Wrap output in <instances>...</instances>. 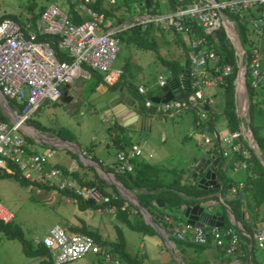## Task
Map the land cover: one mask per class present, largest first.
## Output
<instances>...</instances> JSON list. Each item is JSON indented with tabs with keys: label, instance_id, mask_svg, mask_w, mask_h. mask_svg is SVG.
<instances>
[{
	"label": "built area",
	"instance_id": "built-area-1",
	"mask_svg": "<svg viewBox=\"0 0 264 264\" xmlns=\"http://www.w3.org/2000/svg\"><path fill=\"white\" fill-rule=\"evenodd\" d=\"M66 1L72 5L74 17L84 20L74 22L68 12H63L53 4L45 8L34 23L28 18L22 23L8 18L0 21V94L8 102L14 100L22 106L19 113L11 107L17 115L14 124L0 120V169L7 170L6 164L10 162L29 182H37L55 191H72L78 198L92 200L97 205L110 202L111 197L95 188L78 186L61 169L47 168L46 156L30 152L31 145L23 138L20 129L21 124L26 123L45 102L56 103L62 97V85H72L80 77L89 78L83 66L102 73L107 83L117 82L123 74L120 69L112 68L119 51L117 35L131 28L173 29L175 33L191 38L189 67L192 69L189 72L191 82L187 99H174L158 104L145 99L143 106L147 110L155 108L157 112L168 116L185 109H193L198 118H205V107L209 106L211 101L204 96L199 85L220 86L231 70L229 66L219 63L205 36H197L191 27L187 26L186 21L189 22L188 25L193 22L199 25L205 35L210 34L223 29L221 15L225 11L236 16L258 36L250 47L244 73L252 90H264V69L260 65L259 53L260 37L264 36V0H206L204 3L177 7L169 13L159 15L142 12L138 8L134 16L116 25H112L103 12L92 8L96 0ZM113 3L114 0L109 1V4ZM253 10L257 11V14L252 15ZM45 36L53 39H40ZM57 52L64 53L67 60L60 61L56 57ZM217 64H220L219 67ZM166 82V76L159 74L158 86L163 88ZM137 93L144 96L145 89L138 86ZM197 126L200 127L199 120ZM240 136L247 143L243 125L240 132L223 133L221 136L217 134L216 137L214 133L218 153L224 160L228 158L229 153L240 152ZM201 138L204 144L211 143L208 137L202 135ZM142 152V148L132 147L126 152L117 153L114 172L132 173V161ZM227 165L228 163L224 162L218 169L225 173ZM245 168L244 162H235L231 166L232 171ZM242 189L243 183L235 184L230 187L228 195L230 198H239L242 196ZM96 211L101 214L109 213L110 207H98ZM180 216L182 217L181 214L162 216L160 225L169 238L189 241L196 245L211 244L224 248L227 255L236 250L240 232L235 228L209 227L207 230L182 222ZM12 220V214L0 205V221L7 224ZM251 241H254L259 249L264 247V226L256 230ZM34 243L42 244L46 248L52 264L75 262L86 255L98 257L106 262L114 261L109 251L96 244L91 237L69 234L59 224L51 226L45 236Z\"/></svg>",
	"mask_w": 264,
	"mask_h": 264
},
{
	"label": "rangeland",
	"instance_id": "rangeland-1",
	"mask_svg": "<svg viewBox=\"0 0 264 264\" xmlns=\"http://www.w3.org/2000/svg\"><path fill=\"white\" fill-rule=\"evenodd\" d=\"M109 1L110 0H104L103 2L105 10L111 12V16H106V19L111 22L112 25H116L117 22L113 20L115 17L125 16L126 10L118 9V5L121 4L123 0H114L115 3L113 4H109ZM205 1L206 0H193L189 2L186 7L192 4H199V2L204 3ZM127 2L129 11H134L132 14L126 16V18H130L137 13L139 4L136 3L135 0H127ZM53 4L63 12L68 11L69 2L66 0H0V18L15 16L17 19L24 22L27 21L28 18L31 22L30 18H32L33 15H37L43 9ZM172 10L167 0H152L148 13L159 15L169 13ZM144 11L146 10H142V12ZM255 14H257V12ZM152 34V41L156 44L157 52L139 48L135 44L126 45L125 43L119 42V51L112 64V68H119L124 72V74H122L124 76L119 85H112L114 87L105 85L108 88L105 98H102L98 93L89 97L87 91L81 93L74 91L73 87L75 86L87 89L92 85L93 80L89 78L80 77L75 80L73 86L68 89H65L64 85H62V97L56 103L45 102L35 114L31 116V121L34 126L36 125L38 127V132H45L48 137H57L63 141L66 138L73 137L74 142L78 146H81V152H84V149L91 148L94 145V154L99 159L105 160L106 162L111 161L117 148L113 146L106 148L105 145L108 142V136L115 132L107 130V125L100 116L102 112L100 103L105 100L109 101L111 98L118 96L120 94V89H129L128 85L136 90L138 86H142L145 89L144 96L138 94L142 97L143 103L145 99H150L146 97L147 91L151 92L153 95L162 97L163 92L161 91L162 88L157 84V77L159 74H166L165 76H167L168 71L158 60L157 54L168 60L177 59L182 62L184 67L185 57L181 54L179 55L180 47L177 43V39L184 40V46H182L181 49L182 54L184 49L190 46L191 40L184 34L179 35L175 33L173 29L155 30V33L152 32ZM251 35V33H248L249 38H251ZM261 40L263 41L264 37ZM259 53L262 58L260 49ZM99 74L103 75L102 73ZM125 81H128L129 84L125 83ZM199 87L211 101L208 106L209 111L205 113L204 119L198 118L195 110L185 109L182 113L175 114L172 118L154 117L148 119L147 124L152 130L151 132H149V129L140 131H134L133 129L124 133L126 138L127 134L130 132L131 141L133 143L143 146L146 151L148 150L152 153L153 161H150L152 164L154 162L157 166L158 163H160L158 162L159 155L154 153H158L159 151L165 154L168 153L170 156L174 155L175 158L173 161L176 163L174 165L183 167L184 163H187L186 160L189 153H192V157L196 160L204 155L203 147L205 144L201 139L202 134L214 140V131L217 132L219 136L229 132L226 119L223 115L224 96L222 87L206 85H199ZM69 96L74 97L75 100L67 102L66 99H68ZM257 98L254 123L261 126V121L263 122L264 120V96L262 92L257 94ZM139 101V99L135 100L138 108L144 110L143 106L139 104ZM197 120L200 121V127H197ZM240 121L243 120L240 119ZM241 124L243 125V123H240V128ZM244 124L246 125L245 122ZM28 125L30 124L28 123ZM60 129H62L61 132ZM163 135H165V141L163 140L164 142H160L159 140ZM150 136L151 139H149ZM25 137L33 143L32 145H36L32 138L28 136ZM32 137L37 141L44 138L42 133H40V136L32 135ZM50 151V160L52 162L70 165L73 158L78 166L81 163L79 157L72 150L53 148L50 149ZM91 155L85 154V158L91 157ZM141 159L149 160L146 154H143ZM183 160H185V162ZM163 165H166V167L169 166L167 164ZM230 169L231 168L228 167V171L224 174L226 178H232L233 180L243 178L240 177L243 175V172L236 174ZM36 190L40 191V193H36ZM52 191V194H50L48 191L32 187H21L12 179L0 178V205L7 212L12 214L13 220L11 223L17 225L22 230L26 240L34 243L35 240L42 239L54 224H59L66 229V225L76 221V219L73 218L74 215L78 218H82L89 226L97 228L100 222V215L98 213L93 212L90 214L89 212H81L76 208H74L73 211L71 200L70 202H66L64 198L60 197L57 191ZM213 201L215 202L214 204L218 206L217 202L215 200ZM261 211H263L264 214V207H262ZM103 218L110 219V216L104 215ZM121 228L126 241V252L130 256L141 258L143 255H146L151 264H183L173 257L170 251L164 246L161 238L157 235L153 237V240L156 241L154 247L149 248L145 245V249H141L139 246L143 243V235L130 231L123 225H121ZM109 233L112 237L115 236L111 227ZM112 237L109 239L112 240ZM206 252L209 254L212 253L214 257L216 256L214 249H207L203 254L197 256L190 254V256H194V260L203 264L202 262L209 261L206 259L208 257ZM255 254L257 259H260L259 263H261V261L264 260L263 250L257 251ZM99 259L100 258L92 255H86L78 261L66 264H126L117 257H113L114 261L111 262ZM0 264H38V261L36 259L26 258L21 251L20 243L17 240H8L0 231Z\"/></svg>",
	"mask_w": 264,
	"mask_h": 264
},
{
	"label": "trees",
	"instance_id": "trees-1",
	"mask_svg": "<svg viewBox=\"0 0 264 264\" xmlns=\"http://www.w3.org/2000/svg\"><path fill=\"white\" fill-rule=\"evenodd\" d=\"M136 3L139 4V8L141 10H146L149 12V8L151 6L152 0H135ZM147 1V3H146ZM172 9L177 7L184 8L186 5L193 1V0H167ZM216 2H221L224 0H215ZM104 0H96L92 5V8L96 11L103 12L105 16H111L110 11H106L103 5ZM118 9H125L126 15L125 16H118L115 17V22H121L126 19V16L132 14L134 11H129L128 9V2L127 0H123L121 4L118 5ZM44 10V9H43ZM42 10V11H43ZM259 10V9H258ZM41 11V12H42ZM40 12V13H41ZM68 15L74 22H81L84 19L75 18V12L73 11L72 5L68 7ZM33 15L30 18L31 22L34 23L36 18L40 15ZM224 16L233 23L234 29L238 36L241 48L243 50V65H246L250 47L253 44V41L248 37V33H250L249 27L238 20V18L232 15L229 12H223ZM113 16V14H112ZM13 19L19 23L23 21L17 19L15 16H8L0 18V21L3 19ZM188 21L186 24L188 27L195 32L197 36H205L208 41L209 47H212L219 63L221 65H227L230 67V73L227 77L224 78L223 83L220 85L223 89V96H224V108H223V115L227 122V127L229 132H240V123L245 124L243 121H240V118L236 114V104H235V78L237 74V56L235 55V49L228 38L227 34L225 33L224 29H219L214 31L210 34H204L202 28L197 25L196 23H191L188 25ZM156 29H145L141 30L140 27L131 28L128 31H123L118 34L119 42L128 44H135L139 48L154 50L157 52L156 44L152 41L153 34L155 33ZM157 31V30H156ZM159 31V29H158ZM52 40V37L45 36L40 37V39ZM190 39V36H188ZM181 43V46H184V43L181 40H178ZM189 51L190 49L186 48L183 51V56L185 60L188 62V86L191 82L189 77L190 67H189ZM56 57L60 61L67 60L64 53L57 52ZM158 60L161 62L163 66L166 67L168 71L166 79V86L174 84L180 85L181 77L184 74V67L181 61L179 60H168L162 58L160 55L157 54ZM83 69L89 74V79L93 80L91 86L96 87L99 83L103 82V75L99 74L97 71H93L85 66ZM124 74V72H123ZM166 75V74H165ZM124 75L120 76V81ZM246 76V75H245ZM247 78V76H246ZM118 81L116 82L119 85ZM128 83V81H125ZM187 86V88H189ZM245 86L247 89V97H248V118H249V126L252 130L254 135L255 144L257 149L260 153L261 158L264 161V133L260 132V126L254 123V115H255V107L257 105L256 101L258 100L257 94L262 92L261 91H254L249 85V81L245 79ZM131 95L133 99H139V104L143 106V99L137 93L136 89H133L130 85H128ZM264 91V90H263ZM258 92V93H257ZM190 90L188 93L184 94L183 97L186 100ZM151 92H146V97L151 98ZM10 106L15 109L18 113L21 111V107L17 104L14 100H9ZM144 108V106H143ZM143 110V109H142ZM145 113L153 112V109H145L143 110ZM209 111L208 110L206 112ZM0 120L3 122H7L6 119L0 114ZM26 123L30 124L32 130H37L38 127L33 125L31 118L26 121ZM201 126V124H200ZM199 127V126H198ZM108 131H113L115 134H110V142L112 143L113 147H116L119 151L124 149V145H128V140L125 138L124 135L121 133L125 132V129L122 128L119 124L114 123L107 129ZM62 129H60V132ZM215 133V132H214ZM59 135V134H57ZM70 136V135H69ZM121 136V138H120ZM217 133H215V137ZM214 137V143L217 147V143ZM23 138L29 143L33 144L27 137L23 136ZM64 140L74 142L73 137L66 138ZM239 144L241 147L240 152L235 153L232 152L234 157L231 159L230 163L232 162H244L246 164V168L244 170L245 179L243 181V189L240 191L242 196L239 198H224L225 195L229 192L230 187H233V182L224 176L225 173L221 172L218 169V166H222L225 160L221 157L219 153H215V156H219L220 161L216 168V175L219 181V186L217 189H209V190H201L197 188L195 180L190 178V175H187L186 179L185 171L184 170H168L169 173L174 176L172 180L165 182L160 173L163 172L161 169L156 167L155 165H150L145 162L139 161H132L133 164V171L132 173H124L119 174L114 172V169L111 167H102L101 168L109 173H113L116 180L119 181L127 190L134 191L135 195L140 203V205L147 210L153 218V221L160 225V221L163 215H170V214H181V210L183 207L188 205H196L199 203H209L215 200L218 204L216 206L213 202L212 206L210 205L211 211L217 210L221 213L223 217L224 226L222 228L233 227L237 230L236 226L231 224L226 219V209H229L232 214L234 215L235 219L241 224L242 229L246 233V235H239V244L236 250L227 255L224 248H219L217 246H213L211 244L206 245H196L189 241H178L173 238H169L171 242L174 244L175 249L179 252L181 257V263L183 264H201L199 261L194 260V256L203 254L207 249H214L216 252L215 259L221 263L228 264L232 260H237L239 264H245L248 257L249 252L250 254V262L252 264H264V260L259 263L260 259L256 257L257 251L264 252V247L259 249L255 242L251 241L254 233L256 230L264 226V214L262 207L264 206V168L254 156L252 150L247 145L246 141L240 136L238 138ZM125 142L124 145L121 143ZM131 146V145H130ZM91 148L84 149V152L88 155L90 153ZM212 151V150H211ZM213 152V151H212ZM73 157V156H72ZM91 159L97 162V159L91 155ZM231 165V164H230ZM81 168L83 166L79 164ZM56 168L61 169L65 174H67L71 179L75 180L79 186H85L90 188H95L99 190L102 194L111 197L110 202L108 204L97 205L92 200H83L78 198L72 191L62 190L57 191L60 196H64L72 201L75 202L76 208L81 212L86 211H96L98 207H110L114 209V214L117 222L120 225H123L128 230L133 231L135 233H139L141 235H156L155 230L148 224H146L143 220V217L139 210H137L134 206L128 204L124 199H122L114 186H109L103 180L96 177L95 179L91 180H83L79 177L78 172H68L65 168L60 166H55ZM231 168V166H229ZM6 169H0V178H9L14 180L19 186L21 187H32L44 191H52L53 188L41 185L37 182H29L23 178V176L18 171L17 167L7 162ZM93 170L91 167L89 168ZM185 179V180H184ZM108 189L110 191H108ZM219 192L220 197L223 198V203H219V198L214 194ZM113 197H116L115 199ZM202 198V199H201ZM204 198V199H203ZM160 200L164 202V207L158 208L157 201ZM152 209L158 211V218L152 211ZM243 211H247L248 218L244 219ZM77 225H66V231L69 234H84L91 237L96 244L105 248L112 257H117L123 260L126 264H143V258L132 257L126 252L125 240L123 237L122 229L120 225H116L115 229V240L114 241H107L102 239L97 229L89 227L83 220L78 219ZM161 226V225H160ZM205 229H209V227H205ZM0 231L4 234V236L8 240H17L21 245V251L23 255L28 259H36L38 264H52L48 251L42 244H35L29 240L24 238L22 230L17 226L13 225L11 222L4 224L0 221ZM238 231V230H237ZM251 241V242H250ZM191 251V252H188ZM193 254L194 256H190ZM208 261L202 262L203 264Z\"/></svg>",
	"mask_w": 264,
	"mask_h": 264
},
{
	"label": "crops",
	"instance_id": "crops-1",
	"mask_svg": "<svg viewBox=\"0 0 264 264\" xmlns=\"http://www.w3.org/2000/svg\"><path fill=\"white\" fill-rule=\"evenodd\" d=\"M257 11H252L251 14L254 15ZM250 33L252 34L251 35V40H256L258 38V36L256 35V33L254 32V30L250 29ZM264 36L260 37V50H261V54H262V58L260 56V65L261 67L264 69V40L262 41L261 39L263 38ZM191 39V38H190ZM181 41L183 42L184 40L181 39ZM180 49H179V55H183L181 53V49H182V46H181V43L180 42H177ZM188 49H189V46H188ZM177 60V59H176ZM187 61V60H185ZM115 69H119V68H115ZM112 80H114V78H112ZM119 80V78L117 79V81ZM116 82V81H115ZM107 83L105 81V76L103 75V82L102 83H99L96 87L93 88V86H89L87 89L85 88H81V87H73L74 91L76 92H88L89 94V97L91 95H94L96 93H98L102 98H105L106 97V94L108 92V88L107 86L105 85H108L109 87H114L115 84L117 83ZM122 82V79L120 81H118V84H120ZM114 85V86H112ZM175 85V84H174ZM72 85H64L65 89H68L69 87H72ZM178 87L181 89L182 86H181V83L180 85H178ZM127 88V87H126ZM176 89V88H175ZM63 91V90H62ZM162 97L159 96V95H151V98L155 97V98H159V99H162L164 97V93H162ZM186 94V93H183V95ZM204 94V93H203ZM262 95L264 96V91L262 90ZM204 96L206 97V95L204 94ZM1 97V96H0ZM150 98V99H151ZM184 98V97H183ZM207 98V97H206ZM74 97H71L69 96L68 99H66L67 102H71V101H74ZM101 118L102 120L106 123L107 125V128L110 127L111 125H113L114 123H117L119 124L122 128L125 129V132L124 133H127L128 130H148L149 129V132H151L152 130L150 129V127L148 126L147 124V121L148 119H151V118H154V117H162V118H165V117H173L175 114H178V113H182L183 111L181 112H178V113H175V114H171V115H168V116H165V115H162L160 112H157V110L155 108H151L153 109L154 111L153 112H150V113H145L141 108H138V105L136 104L135 100L133 99V96L131 95V91L130 89L127 88V90H123V89H120V94L114 98H111L109 101L105 100L104 102H101ZM10 105V104H9ZM11 107V106H10ZM13 110V109H12ZM14 111V110H13ZM133 112L135 114H133ZM0 114L6 119L7 122H11L10 121V118L7 116V113L6 111L4 110V108H2L0 106ZM149 114V115H148ZM13 119V118H12ZM11 119V120H12ZM242 126V124H241ZM132 127H135V128H132ZM198 127V126H197ZM244 127V126H243ZM260 132L261 133H264V120L263 122L261 121V126H260ZM132 128V129H131ZM36 130V129H35ZM38 131V130H37ZM215 132V131H214ZM214 132H213V137H214ZM39 133H42V136H44L46 139L44 140H41L39 139V141H37L36 139V145H31V150L30 152L32 153H39V154H42V155H45L46 156V167L49 168V167H55V166H60L62 168H65L68 172H78L79 174V177L82 178L83 180H93L95 179L96 177H98L99 179L103 180L101 178V176L98 174V172L91 166H88L86 164H84L82 161H81V165L83 166V168H80L73 160L72 158V161H71V164L70 165H62V164H59V163H55V162H52L50 160L51 158V151L50 149H53V148H57V149H60V150H69L71 151L72 149H68V145L66 144V142H70V141H67V140H61L60 138H57V137H48L47 136V133L45 132H39ZM124 133H121V135H124ZM217 133V132H215ZM115 134V133H114ZM126 135V134H125ZM204 135V134H202ZM201 135V136H202ZM205 136V135H204ZM207 137V136H206ZM110 135L108 136V142L106 143L105 147L106 148H109L110 146H112V143L110 142ZM121 138V136H120ZM209 138V137H208ZM126 139L128 140V145H124L125 142L121 143L122 145H124V149L123 150H118L116 151V153L113 155V158L111 159V161L109 162H106L105 160H101L99 159L95 154H94V149L93 147H95L94 145L91 147V150H90V153L93 154V156L97 159V162L96 161H93L91 159V157H88V159L90 161H93L95 162L97 165H99L100 167H111V168H115V156L117 153L119 152H126L127 150L131 149L132 147H138V148H142L143 152L142 154L139 156V157H136L134 158L133 160L135 161H139V162H145V163H148L150 165H155L156 164L153 162V164L150 162V161H153V155L151 152H149L148 150L146 151L145 148H143V146H139L137 145L136 143H133L131 141V137H130V132L127 134V137ZM149 139H151V136L149 137ZM202 139V138H201ZM211 143L209 144H205V146L203 147V152L205 153L206 151H209V150H212V154L215 155V153H218V148L216 147L215 143H214V140H212L211 138H209ZM165 141V135H163L161 137V139L159 140L160 142L161 141ZM163 141V142H164ZM62 143V144H61ZM71 143H74L76 144L75 142H71ZM77 145V144H76ZM131 145V146H130ZM144 145V144H143ZM210 145V146H208ZM33 146V147H32ZM78 146V145H77ZM80 151H81V146H78ZM74 152V150H72ZM83 158H85V152H83ZM156 155H159V159H158V165L156 167H163V168H159L161 169L163 172L160 173V176L162 177V179L165 181V182H168L170 180H172V178L174 176H172L171 173H169L168 170H184L185 171V176L184 178L186 179L187 175H190V169H191V166L196 162V159L193 158L192 156V153H189V157L187 156V163H184V166L183 167H178L174 164H176L173 159L175 158L174 155H168L165 154L164 152H154ZM76 154V153H75ZM145 155L148 157L149 160H142L141 159V156L142 155ZM77 155V154H76ZM181 155V154H180ZM234 157V155L231 153L228 154V158H226V162L228 163V167L229 166H232L233 163L235 162H232L230 163L231 159ZM177 158V157H176ZM185 162V160H183ZM88 163V162H86ZM163 164H167L169 166L166 167V165H163ZM231 164V165H230ZM87 167V168H86ZM92 168L93 170L89 169V168ZM102 169V168H101ZM103 170V169H102ZM231 170V169H230ZM104 171V170H103ZM228 171V169H227ZM232 171V170H231ZM106 172V171H105ZM233 173H239V172H243L240 177H243V178H239V179H236V180H233L232 178H229L233 184H238V183H243L244 181V177H245V173H244V170H237V171H232ZM109 173V172H108ZM184 179V180H185ZM75 181V180H74ZM104 181V180H103ZM76 182V181H75ZM105 182V181H104ZM77 183V182H76ZM106 183V182H105ZM107 184V183H106ZM78 185V184H77ZM233 185V186H234ZM79 186V185H78ZM109 186H112V185H109ZM44 191V190H43ZM110 191V190H108ZM50 192V194H52L53 191H48ZM135 194L134 191H131ZM36 193H40V191L36 190ZM118 193V192H117ZM118 195L120 196V194L118 193ZM215 196H217V198L220 197V195H218V192L214 194ZM62 197V196H60ZM121 197V196H120ZM64 198V200L66 202H70V199L66 198V197H62ZM122 198V197H121ZM226 199H230V196L228 195V193L225 195ZM123 199V198H122ZM126 201V200H125ZM72 207H73V211H74V208H76V205H75V202L72 201ZM127 202V201H126ZM128 203V202H127ZM164 203V202H163ZM219 203H223V198L220 197L219 198ZM129 204V203H128ZM157 204V203H156ZM131 205V204H130ZM165 205V204H164ZM203 205L205 206L206 209H210V205L212 206V203L209 202V203H203ZM158 206V205H157ZM164 207V206H163ZM264 207V206H263ZM158 208H162V207H158ZM77 209V208H76ZM137 209V208H136ZM138 210V209H137ZM211 210V209H210ZM152 211L154 212V214L157 216V218L159 217L158 216V211L152 209ZM86 212H89L90 214H92L93 212H96L98 213L97 211H86ZM140 212V211H139ZM148 212V211H147ZM213 213L214 212H219L217 210H214L212 211ZM149 213V212H148ZM220 213V212H219ZM100 215V222L97 226V228H94V229H97L100 236L102 237V239L104 240H107V241H114L115 240V229L114 227L116 225H120L116 218H115V214H114V209L113 208H110V212L109 213H98ZM150 214V213H149ZM221 214V213H220ZM104 215H108L110 216V219H104ZM150 216L152 217V215L150 214ZM181 217V216H180ZM222 217V216H221ZM243 217L244 219H247L248 218V213L247 211H243ZM74 219H76L75 222H70V224L68 225H77L78 224V219H81L83 220L82 218H78L77 216L74 215L73 217ZM223 218V217H222ZM153 219V218H152ZM226 219L230 222L231 218L229 217V214L226 210ZM144 220V219H143ZM224 220V219H223ZM84 221V220H83ZM181 221L184 222V218L183 216L181 217ZM85 222V221H84ZM145 222V221H144ZM86 223V222H85ZM231 223V222H230ZM87 224V223H86ZM232 224V223H231ZM240 224V223H239ZM88 225V224H87ZM89 226V225H88ZM121 226V225H120ZM161 229L162 227L160 225H158ZM91 227V226H89ZM110 227L113 229L114 231V237H112L109 233L110 231ZM240 227H241V224H240ZM93 228V227H91ZM237 228V227H236ZM242 228V227H241ZM122 229V228H121ZM237 230L240 232V230L237 228ZM243 230V229H242ZM244 232V230H243ZM122 233H123V230H122ZM246 234V233H245ZM156 235L158 237L161 238V236L159 234L156 233ZM112 237V240H110L109 238ZM123 237H124V234H123ZM153 237L154 235H143V243L139 246L141 249H145V245H147L149 248L151 247H154L155 244H156V241L153 240ZM124 240H125V237H124ZM164 246L170 251V249L167 247V245L164 243L163 239L161 238ZM125 246H126V241H125ZM126 249V248H125ZM171 253V251H170ZM177 253L179 254V252L177 251ZM207 253V252H206ZM172 254V253H171ZM180 255V254H179ZM206 255H208V257L206 259H208L209 261L204 263V264H225V263H221L219 262L218 260L215 259V257L213 256L212 253H207ZM143 258V264H151L148 259H147V256L143 255L142 256ZM238 261L237 260H232L230 263L228 264H236ZM158 263V262H157ZM239 263V262H238Z\"/></svg>",
	"mask_w": 264,
	"mask_h": 264
},
{
	"label": "water",
	"instance_id": "water-1",
	"mask_svg": "<svg viewBox=\"0 0 264 264\" xmlns=\"http://www.w3.org/2000/svg\"><path fill=\"white\" fill-rule=\"evenodd\" d=\"M221 19L223 22V29L225 33L227 34L228 38L231 40L234 49H235V55L237 56V74L235 78V110L237 116L242 119L246 125L244 127V134L247 136V145L252 150L254 156L257 158V160L260 162L262 167L264 168V161L260 156V153L257 149V146L255 144L254 135L252 133V130L249 126V118H248V97H247V89L245 86V73H244V65H243V50L241 48L238 36L236 34V31L233 27V24L222 14ZM191 55L189 54V57ZM220 64H217V67H219ZM188 62H184V74L181 77V86L180 89L177 84L171 86H165L162 88V92L164 93V97L162 99L159 98H151L150 100L155 103H167L171 100H183V93H188ZM176 88V89H175ZM240 89V90H239ZM0 106L4 108V110L7 113V116L10 118L11 123L14 124L16 119V112L12 110V108L9 105V102L0 94ZM245 101V109L243 110V107L241 105V102ZM205 110H208V106L205 107ZM133 114H135L133 112ZM13 118V119H12ZM12 119V120H11ZM24 126L27 128H33L27 123H24ZM37 131V130H36ZM20 132L24 136H28L32 138L35 142V138L32 137L31 134L25 131L24 128L20 129ZM38 132V131H37ZM68 145V149L74 150V153L77 154L80 161H82L84 164L93 167L98 174L101 176V178L108 184L112 185L116 188L117 192L120 194V196L126 200L129 204L137 208L145 223L150 225L157 234L161 236L164 243L167 245V247L170 249L173 257L181 262L180 255L177 253V250L175 249L174 244L171 242L169 237L165 234V232L153 221L150 214L145 210L139 203L136 195L127 190L119 181L116 180L113 173L105 172L101 169L99 165H97L95 162L90 161L88 158H83V153L80 151L79 147L71 142H66ZM220 161L219 156H215L212 154V151H206L203 156L199 157L198 160H196L195 164L191 166V169L189 170L191 172V178L195 180L197 188L201 190H209V189H217L219 186V181L216 175V168ZM88 162V163H86ZM218 195L220 193L218 192ZM202 199V198H201ZM204 199V198H203ZM158 207H163L164 203L160 200L157 201ZM229 217L231 218L230 222L235 225L242 235H246L245 232H243L242 228L240 227L239 222L235 219L234 215L229 209H226ZM181 215L185 219V222L187 224L199 227V228H205V227H217L222 228L224 226L223 218L221 217V214L219 212H212L210 209H206L203 203H199L196 205H188L182 208ZM251 254V250L249 252V257ZM248 257L245 264H252L250 262V258ZM236 264H239L238 262Z\"/></svg>",
	"mask_w": 264,
	"mask_h": 264
},
{
	"label": "bare ground",
	"instance_id": "bare-ground-1",
	"mask_svg": "<svg viewBox=\"0 0 264 264\" xmlns=\"http://www.w3.org/2000/svg\"><path fill=\"white\" fill-rule=\"evenodd\" d=\"M239 90H240V89H239ZM241 105H242L243 110H244V109H245V101H244V102H241ZM21 128H24L25 131L28 132V133L31 134V135H34V136H40V133H39V132H37V131H33V130L27 128L26 126H24V124H21ZM43 139H46V138L44 137V138H42L41 140H43Z\"/></svg>",
	"mask_w": 264,
	"mask_h": 264
},
{
	"label": "clouds",
	"instance_id": "clouds-1",
	"mask_svg": "<svg viewBox=\"0 0 264 264\" xmlns=\"http://www.w3.org/2000/svg\"><path fill=\"white\" fill-rule=\"evenodd\" d=\"M24 136V135H23Z\"/></svg>",
	"mask_w": 264,
	"mask_h": 264
}]
</instances>
